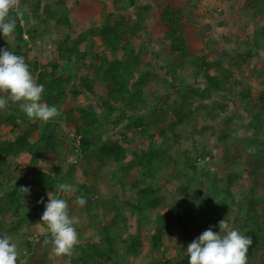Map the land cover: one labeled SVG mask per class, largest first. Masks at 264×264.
I'll return each instance as SVG.
<instances>
[{
  "label": "trees",
  "instance_id": "1",
  "mask_svg": "<svg viewBox=\"0 0 264 264\" xmlns=\"http://www.w3.org/2000/svg\"><path fill=\"white\" fill-rule=\"evenodd\" d=\"M202 1L30 0L14 36L0 33V50L25 59L43 102L61 113L44 123L11 101L0 110V140L15 135L0 147V235L12 238L24 264H54L43 243L50 233L37 231L48 193L71 184L78 166L94 181L75 185V199L87 204L70 215L86 225L62 264H189V244L210 227L221 234L222 220L251 237L248 264H264V76L254 82L264 69L255 62L264 57V27L236 52L215 42L198 53L191 42L205 40ZM247 13L264 20V0H252ZM34 18L55 29L30 26ZM42 34L53 37L46 64L31 47ZM234 110L249 132L248 164L223 145ZM61 121L75 123L70 145L58 137ZM215 144L229 158L224 171ZM19 155L27 171L15 175L9 167ZM89 230L98 241L84 236Z\"/></svg>",
  "mask_w": 264,
  "mask_h": 264
},
{
  "label": "clouds",
  "instance_id": "2",
  "mask_svg": "<svg viewBox=\"0 0 264 264\" xmlns=\"http://www.w3.org/2000/svg\"><path fill=\"white\" fill-rule=\"evenodd\" d=\"M15 13V15H12ZM20 0H0V33L4 38H12L17 26V20L23 17ZM45 88L39 84L31 73L28 64L22 56L15 55L7 49L0 50V110H6L9 101L18 104L19 109L30 119L44 123L58 118L61 113L56 106L43 102ZM24 194L30 193V188L21 187ZM56 191L70 195L77 189L69 183H58ZM49 202L42 215V223L50 233V239L44 240V245L51 244V252L57 257H68L74 254V249L80 243L76 225L79 218L70 215L66 199L48 193ZM76 204L84 207L87 199L76 197ZM43 203V200H41ZM221 234H216L211 227L189 244L187 255L189 264H248V251L252 244L251 237L243 235L236 229H230L226 220L219 222ZM21 252L12 238L0 235V264H24L20 259Z\"/></svg>",
  "mask_w": 264,
  "mask_h": 264
},
{
  "label": "rangeland",
  "instance_id": "3",
  "mask_svg": "<svg viewBox=\"0 0 264 264\" xmlns=\"http://www.w3.org/2000/svg\"><path fill=\"white\" fill-rule=\"evenodd\" d=\"M30 0H20V5H22L24 8H28L30 11ZM50 2V0H44ZM144 4L145 3H150V4H157V3H165L168 0H143ZM252 3V0H203L201 7H202V15L200 18H198V21L200 22L202 26V34L204 36V42L201 40H196L192 39L191 45L193 46L194 49L198 50V53H202V47L204 46V43L206 47H209L210 44L212 43H220L221 47L225 50H229L230 52H236L238 51V47L241 44H245L246 40H257L261 37V32L262 28L264 27V20H261L260 18L254 17L252 14H248V6L249 4ZM87 5V4H86ZM106 13V12H105ZM103 13V15H105ZM85 18H88L90 16V13L85 11ZM72 18L74 19V16L71 15ZM98 19V21L95 23L96 25H101L102 18ZM103 23V22H102ZM24 25V22L22 23ZM51 29L54 28V23L51 22L49 24V21L46 22L45 26H48ZM30 26H34L35 28L39 30H43L45 28L44 24L38 22L37 20L32 19L30 22ZM75 29L80 31V26L79 24H74ZM158 37H160L158 35ZM156 36L154 39V46L155 48H159L160 44L157 41L159 38ZM52 38L50 34H42L40 37H38L35 42L31 45L33 48L34 53L36 54L39 62L41 64H46L49 62V59L53 58V50L54 46L52 43ZM134 43H137L136 40H133ZM203 44V45H202ZM22 51H26V48L23 46ZM255 62H258L257 64L261 67L264 65V57L261 60H255ZM254 62V63H255ZM261 75L257 74V77L255 78L254 82H259L262 77L264 76V69L262 72H260ZM80 102H83L85 105H88V101L82 99ZM76 114V113H75ZM77 115V114H76ZM229 117V116H228ZM231 119L233 118L232 121V128L233 131L229 136H227L225 142L223 143L227 145L229 148V151L234 155V154H241V156L244 157V160L246 161L245 164H248L249 161V132H247L244 128L245 122L244 119L241 118L238 119L237 112L234 110L233 113H231ZM74 125L73 124H68L66 122H58L55 127L58 133V137L62 138L65 140V142L70 145L72 144V139L74 137ZM10 128H7L6 131H9ZM15 135H11L9 138L1 139L0 140V147H3L6 145L7 142L13 143L14 142ZM31 142H34V139H31ZM213 148L214 153H218V159H214L213 161H218L219 159L221 160V170L224 171V166H227V161L229 158L225 156V147L222 146V144L219 145H211ZM17 152V151H16ZM71 163L75 162L74 158H71ZM25 163L22 160V157L16 156L14 160H12V164L10 165V171L13 174H25L26 173V167L24 166ZM42 165L47 166L45 161H42ZM202 166V164H201ZM238 166L239 162H238ZM62 170L64 173L67 171V167L63 166ZM69 180H72V185L75 187V185H80V184H89L91 185L94 181V178L91 176L85 177L83 175V170H80V166H78L77 171H75V174L73 177H69ZM16 181V180H14ZM70 184V183H69ZM57 193V196L59 195V192ZM237 197H240L239 193H236ZM60 196V195H59ZM60 198H64L67 200L68 205H69V211L75 210L77 206L76 204V199L74 197V193L70 195H64L60 196ZM32 205L29 206L31 208ZM71 213V212H70ZM242 216V215H241ZM79 218V224L76 225V229H80L82 227H85L84 220L82 219L81 216H78ZM238 219H242L240 215L238 216ZM133 221V226H135V223L137 221L136 217L132 218ZM134 229V228H133ZM230 229H236L238 230V227L236 225L232 226ZM44 231H47L46 225L44 227L41 226V228L38 229V233L40 234L39 236L43 235ZM48 232V231H47ZM78 232V230H77ZM135 233V230H133L129 235H132ZM79 235V232H78ZM85 237L90 236L93 237V241H98V236L97 234L89 230L85 235ZM80 239V238H79ZM81 243V241H80ZM79 243V244H80ZM76 250V249H75ZM262 251H258V254H260ZM52 258L50 259L51 262L54 264H62L64 263L63 260L60 257H56L54 254L51 256ZM130 257V261H133L134 258ZM70 260L67 259V263Z\"/></svg>",
  "mask_w": 264,
  "mask_h": 264
}]
</instances>
